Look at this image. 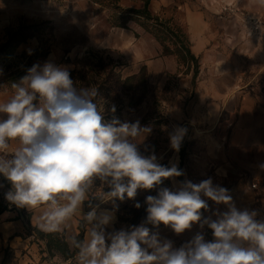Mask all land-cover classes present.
<instances>
[{
  "label": "rangeland",
  "instance_id": "rangeland-1",
  "mask_svg": "<svg viewBox=\"0 0 264 264\" xmlns=\"http://www.w3.org/2000/svg\"><path fill=\"white\" fill-rule=\"evenodd\" d=\"M142 7V0H0V100L12 95L11 84L35 64L42 67L51 62L72 71L98 58L110 59L121 79L139 75L145 68V93L135 86L121 94V103L102 100L105 121L138 120L152 129L138 144L140 152L149 155L154 150L162 157L161 164L176 162L185 173L164 180L160 187L176 190L185 180L199 183L212 178L214 185L228 190L237 209L255 210L257 219L264 220V151L230 146L243 95L255 98L261 113L258 121H264V5L259 0H150L148 9L158 18L148 22L150 29L178 28L187 38L198 62L194 85L192 70L187 72L175 55L163 53L160 43L138 23L113 26L130 18L127 11ZM134 20L144 22L140 17ZM177 127L187 130L178 153L170 146V133ZM7 186H0V203L7 208L0 214V264H77L76 256L64 260L47 250L34 233L31 211L5 198L10 182ZM101 190L110 191L96 181L92 195H101ZM157 194L158 189L138 190L134 200H115L118 207L106 232L139 226L147 217L146 197ZM96 196L84 203V214L91 210L89 205L98 206V212L113 210V201ZM137 202L140 208L135 207ZM207 202L205 218L215 220L213 213L228 210L223 203ZM147 226L158 231L161 239L172 241L174 248L197 233L208 242L214 239L206 225L194 224L179 235L163 224L158 229ZM59 233L70 245L69 233Z\"/></svg>",
  "mask_w": 264,
  "mask_h": 264
},
{
  "label": "clouds",
  "instance_id": "clouds-1",
  "mask_svg": "<svg viewBox=\"0 0 264 264\" xmlns=\"http://www.w3.org/2000/svg\"><path fill=\"white\" fill-rule=\"evenodd\" d=\"M259 3L264 5V0ZM11 88L12 95L0 100V175L11 184L5 198L18 208L39 210L35 226L45 233L61 232L81 213L89 227L84 239L71 240L77 264H264V220L257 219L258 212L237 209L228 190L214 185L212 178L185 180L176 190L160 187L184 171L176 162L161 164L154 150L140 152L138 144L151 133L150 127L138 120L105 121L96 102L98 89L76 87L67 68L51 62L33 65ZM186 131L177 127L170 133V146L177 153ZM96 181L110 191L92 195ZM153 189L158 194L146 197L144 222L106 232L118 207L115 200H134L138 190ZM92 196L113 201V210L98 212V206L89 205L91 210L82 213ZM207 200L228 210L213 213L215 220L205 218ZM161 224L177 235L194 224L206 225L214 239L208 242L197 233L174 248L147 226L158 229Z\"/></svg>",
  "mask_w": 264,
  "mask_h": 264
},
{
  "label": "trees",
  "instance_id": "trees-1",
  "mask_svg": "<svg viewBox=\"0 0 264 264\" xmlns=\"http://www.w3.org/2000/svg\"><path fill=\"white\" fill-rule=\"evenodd\" d=\"M143 7L140 10H129L127 13L130 18H127L125 22H114L113 26L118 28H125L127 21H134L138 23L143 29L149 32L156 41L160 43L163 49V53L166 55H175L178 61L186 65L187 72L192 70L193 77L191 84L194 85L195 79L198 75V62L194 55L191 53L188 47V40L184 34H182L180 29L171 30L166 28V30L160 31L156 29H150L148 25L149 21L157 22L158 18L153 16L149 11L150 0H142ZM134 17V18H132ZM137 17L142 18L144 22H138ZM168 34L176 39V42L169 38ZM107 61V62H105ZM115 64L111 63L110 59L103 60L98 58L94 63L89 64V66L83 67L79 70L69 71L71 79L74 81L76 87H95L98 89L99 95L96 98V102L100 104L102 100L115 101L116 103H121V94H126L132 91L135 86H138L142 95L146 90V73L145 68L141 70L139 75H134L121 79L114 71ZM0 180L8 187L9 181L3 177ZM7 211L5 205L0 203V214ZM133 222V224H135ZM86 224L79 220L77 224V233L75 237L78 239H84ZM34 233L36 237L44 241L45 247L48 251H54L58 253L64 260H69L76 256L77 250L68 244L64 238V233H45L35 228ZM74 237V236H73ZM70 238V241L72 238Z\"/></svg>",
  "mask_w": 264,
  "mask_h": 264
},
{
  "label": "crops",
  "instance_id": "crops-1",
  "mask_svg": "<svg viewBox=\"0 0 264 264\" xmlns=\"http://www.w3.org/2000/svg\"><path fill=\"white\" fill-rule=\"evenodd\" d=\"M255 103V98L250 94H245L240 99L238 116L233 125L230 136V146L234 150L264 151V121H258V115L261 113H259L255 107ZM0 186H3L1 181ZM82 213H84L83 208ZM39 215V210L31 211L30 220L33 226H35L36 218ZM75 216L62 229L67 231L70 237L75 236L77 232L76 228L78 220L81 219V213L78 212ZM86 233L87 232H85L84 237L86 236Z\"/></svg>",
  "mask_w": 264,
  "mask_h": 264
}]
</instances>
